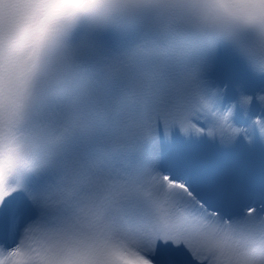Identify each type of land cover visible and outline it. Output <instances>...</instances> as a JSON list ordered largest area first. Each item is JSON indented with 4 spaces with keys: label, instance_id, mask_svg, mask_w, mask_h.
<instances>
[{
    "label": "snow or ice",
    "instance_id": "6c2138e0",
    "mask_svg": "<svg viewBox=\"0 0 264 264\" xmlns=\"http://www.w3.org/2000/svg\"><path fill=\"white\" fill-rule=\"evenodd\" d=\"M0 264H264V0H0Z\"/></svg>",
    "mask_w": 264,
    "mask_h": 264
}]
</instances>
